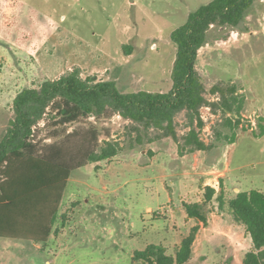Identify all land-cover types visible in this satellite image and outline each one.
Returning <instances> with one entry per match:
<instances>
[{
	"label": "rangeland",
	"instance_id": "1",
	"mask_svg": "<svg viewBox=\"0 0 264 264\" xmlns=\"http://www.w3.org/2000/svg\"><path fill=\"white\" fill-rule=\"evenodd\" d=\"M209 1L0 0V140L21 89L75 66L83 78L113 80L122 92H167L176 55L170 32ZM195 69L209 101L217 99L216 85L234 86L244 97L235 141L217 139L230 131L211 106L199 109L203 126L196 131L207 146L201 150L181 147L189 130L184 111L174 118L178 141L118 114L65 126L47 114L34 127L36 145L81 146L80 136L93 128L98 151H117L71 173L47 242L0 238V264H133L134 251L148 244L174 254L197 224L192 259L184 264H199L203 254L209 264L229 248V256L241 258L251 249L228 201L239 191L264 192V134L252 133L258 123L264 127V0H255L237 25L210 27ZM206 186L216 188L210 202ZM185 203L204 205L207 223L188 217Z\"/></svg>",
	"mask_w": 264,
	"mask_h": 264
},
{
	"label": "trees",
	"instance_id": "2",
	"mask_svg": "<svg viewBox=\"0 0 264 264\" xmlns=\"http://www.w3.org/2000/svg\"><path fill=\"white\" fill-rule=\"evenodd\" d=\"M255 0H210L191 11L186 21L170 32L176 47L171 70L172 86L167 92L146 90L122 92L113 80L93 81L83 78L79 66L55 79H45L37 87L21 89L13 99V119L0 140V238L47 242L58 218L59 208L71 173L87 162L106 159L116 154L115 147L98 151V132L91 128L80 136L81 146H38L33 142L34 127L45 118L57 119L61 126L90 117L118 114L133 122L161 129L163 135L178 141L174 118L184 111L188 132L181 147L201 150L207 146L199 139L196 128L203 126L199 109L211 106L224 116L230 134L217 136L229 144L237 136L244 97L234 86H213L217 99L209 101L195 69L198 50L204 45L212 25L235 26L242 21ZM12 6V0H8ZM12 20L5 19L9 25ZM131 50V46L125 47ZM229 115V116H228ZM196 122V124H195ZM255 136L264 134L262 123ZM257 132V133H256ZM77 134H71L75 137ZM74 149V150H73ZM216 188L206 186L205 201L210 202ZM223 187L220 188L222 203ZM239 223L251 239L243 264H264V192L259 189L239 191L228 201ZM204 205L185 203L188 217L206 224ZM199 225L193 226L177 246L174 254L163 244H148L134 251L133 264H184L191 257ZM215 264H222L217 262Z\"/></svg>",
	"mask_w": 264,
	"mask_h": 264
},
{
	"label": "crops",
	"instance_id": "3",
	"mask_svg": "<svg viewBox=\"0 0 264 264\" xmlns=\"http://www.w3.org/2000/svg\"><path fill=\"white\" fill-rule=\"evenodd\" d=\"M222 230V229H221ZM227 230H230L229 228H224V232L225 234L227 235ZM234 230V229H233ZM199 237V235L197 234L196 235V240L197 238ZM249 241H250V238H249ZM195 242V241H194ZM234 243V242H233ZM237 248V246H235ZM236 248L234 250H236ZM250 248V247H249ZM229 250L231 252V249L229 248L227 252L225 251H222V254H220L219 256L216 257V260H212L211 263L209 264H215L217 262H220L222 264H243V258H244V255L246 254V252H248L250 249H247L243 255L241 256V258H238L236 256V253H234L233 255L230 254L229 256ZM225 252V253H224ZM200 259L198 260L199 264H202L205 262V258H206V255H202L201 257H199ZM202 258V259H201ZM189 259H192V256L189 258ZM206 264V263H204Z\"/></svg>",
	"mask_w": 264,
	"mask_h": 264
}]
</instances>
